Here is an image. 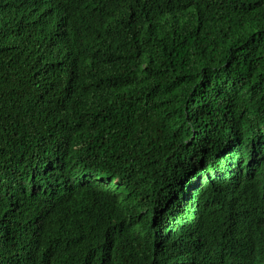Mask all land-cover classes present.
I'll return each instance as SVG.
<instances>
[{
    "label": "trees",
    "instance_id": "obj_1",
    "mask_svg": "<svg viewBox=\"0 0 264 264\" xmlns=\"http://www.w3.org/2000/svg\"><path fill=\"white\" fill-rule=\"evenodd\" d=\"M0 264H264V0H0Z\"/></svg>",
    "mask_w": 264,
    "mask_h": 264
},
{
    "label": "clouds",
    "instance_id": "obj_2",
    "mask_svg": "<svg viewBox=\"0 0 264 264\" xmlns=\"http://www.w3.org/2000/svg\"><path fill=\"white\" fill-rule=\"evenodd\" d=\"M259 159L258 158H256L255 159V164H259ZM240 169H241V171L244 173V170L242 169V168H240V166H237L236 168H235V170L232 172V174H238V173H240ZM212 186L213 185H210V186H207L206 188L208 189H211L212 188ZM202 189H205V188H199V187H196V184H192L191 185V187L185 192V195H184V197L183 198H185L186 196H188V194H189V196H190V194H192V193H194V192H196V191H198V190H202ZM181 207V206H180Z\"/></svg>",
    "mask_w": 264,
    "mask_h": 264
},
{
    "label": "bare ground",
    "instance_id": "obj_3",
    "mask_svg": "<svg viewBox=\"0 0 264 264\" xmlns=\"http://www.w3.org/2000/svg\"><path fill=\"white\" fill-rule=\"evenodd\" d=\"M58 1V0H57ZM57 4V3H56ZM49 6V5H48ZM58 13V12H57Z\"/></svg>",
    "mask_w": 264,
    "mask_h": 264
}]
</instances>
